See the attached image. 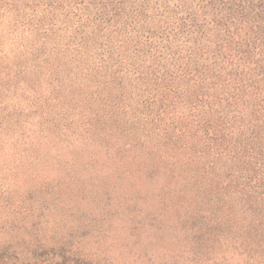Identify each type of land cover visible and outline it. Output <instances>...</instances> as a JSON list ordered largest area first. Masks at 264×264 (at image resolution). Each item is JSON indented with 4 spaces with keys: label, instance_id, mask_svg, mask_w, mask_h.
<instances>
[{
    "label": "rangeland",
    "instance_id": "1",
    "mask_svg": "<svg viewBox=\"0 0 264 264\" xmlns=\"http://www.w3.org/2000/svg\"><path fill=\"white\" fill-rule=\"evenodd\" d=\"M245 1L0 0V207L40 209L0 264H264V2Z\"/></svg>",
    "mask_w": 264,
    "mask_h": 264
},
{
    "label": "clouds",
    "instance_id": "2",
    "mask_svg": "<svg viewBox=\"0 0 264 264\" xmlns=\"http://www.w3.org/2000/svg\"><path fill=\"white\" fill-rule=\"evenodd\" d=\"M11 181L6 180L5 188ZM40 209L29 208L21 201L12 199L5 202L3 207H0V246L11 244L13 250L18 254L22 253L25 247V241L30 239L32 233V225L36 217V213ZM59 217L49 212H45L44 221L39 225L42 230L54 231L60 227L58 223ZM231 264H243V257L233 256L228 253ZM21 259L24 256L21 255ZM220 256H213L211 260L205 259L201 264H213V260H219Z\"/></svg>",
    "mask_w": 264,
    "mask_h": 264
},
{
    "label": "trees",
    "instance_id": "3",
    "mask_svg": "<svg viewBox=\"0 0 264 264\" xmlns=\"http://www.w3.org/2000/svg\"><path fill=\"white\" fill-rule=\"evenodd\" d=\"M256 2L255 5H257V8L253 7L252 10H254V13H255V17L256 18H259L260 17V14L261 12L259 11L260 9H258V7L261 8V4H263L264 0H246L244 3H249V5H252L253 6V3ZM257 20V19H256Z\"/></svg>",
    "mask_w": 264,
    "mask_h": 264
},
{
    "label": "water",
    "instance_id": "4",
    "mask_svg": "<svg viewBox=\"0 0 264 264\" xmlns=\"http://www.w3.org/2000/svg\"><path fill=\"white\" fill-rule=\"evenodd\" d=\"M95 27H96L95 30H97V31H100V30L103 31V29H104V26H102V25H98V24H97ZM109 28H111V29H108V30L106 31L107 34H111V33H112V29H113V28H112L111 26H110ZM103 33H104V32H103ZM105 37L107 38V36H105ZM108 37H109V36H108ZM96 55H100V52L97 51V52H96ZM156 65H157L158 67H159V66H164V64H156Z\"/></svg>",
    "mask_w": 264,
    "mask_h": 264
}]
</instances>
